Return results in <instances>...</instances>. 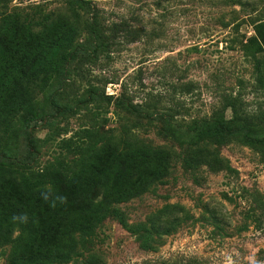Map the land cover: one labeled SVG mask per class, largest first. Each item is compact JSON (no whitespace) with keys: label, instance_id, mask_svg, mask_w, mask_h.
Instances as JSON below:
<instances>
[{"label":"rangeland","instance_id":"374dc122","mask_svg":"<svg viewBox=\"0 0 264 264\" xmlns=\"http://www.w3.org/2000/svg\"><path fill=\"white\" fill-rule=\"evenodd\" d=\"M88 1L82 17L95 24L96 34L78 26L73 47L91 53L97 46V60L74 66L64 88L38 90L16 117L15 141L0 150V165L31 180L67 177L79 171L75 142L165 148L178 159L162 182L146 181L147 192L116 206L122 221L107 218L91 237L77 233L78 256L67 264H264L262 149L240 137L211 141L231 170L190 169L186 148L154 117L173 115V124L185 130L219 116L230 119L227 105L236 99L264 124V44L256 32L264 25V0ZM78 6L75 0H0V25L7 15L26 21L52 14L56 20ZM91 87L114 101L79 105ZM117 99L142 115L121 109ZM43 112L47 122L33 123L37 150L27 163L22 131L29 117ZM104 189L90 198L99 201ZM9 251L0 247V264H9Z\"/></svg>","mask_w":264,"mask_h":264},{"label":"trees","instance_id":"16d2710c","mask_svg":"<svg viewBox=\"0 0 264 264\" xmlns=\"http://www.w3.org/2000/svg\"><path fill=\"white\" fill-rule=\"evenodd\" d=\"M78 7L69 14H52L38 19L19 21L5 16L0 25V150L14 144L16 117L35 102L38 90L53 93L64 88L71 70L95 63L98 47L91 53L73 47L78 26L96 34L93 22L87 23L82 13L90 11L88 0H75ZM68 15V18H67ZM63 17V18H62ZM264 25L256 29L264 44ZM73 36L70 41H66ZM73 48V49H72ZM78 76H84L79 71ZM103 98L91 87L79 105ZM54 106V99L49 100ZM117 106L131 114L142 111L123 100ZM232 117L219 116L197 122L185 130L173 124V115H154L169 137L186 148L185 165L190 169L206 166L213 172L230 171L229 164L210 148V142L224 143L240 137L249 146L264 153V124L246 114L233 99L228 103ZM59 111L61 108H58ZM71 110V109H68ZM48 113L29 117L23 128L22 151L25 162L35 160L37 150L33 123L47 122ZM12 138L9 143L8 140ZM18 145V143H15ZM74 143L79 154V171L67 177L53 173L43 179H29L17 168L0 165V247H10L9 264H67L78 256L76 235H95L99 225L109 217H122L116 206L148 191L145 183H160L172 169L177 155L165 148L132 146L123 143L109 148ZM72 146V145H71ZM132 176V177H131ZM105 188L99 201L90 198L96 189ZM153 217L149 223H155ZM17 235V236H16ZM16 236V237H15Z\"/></svg>","mask_w":264,"mask_h":264}]
</instances>
